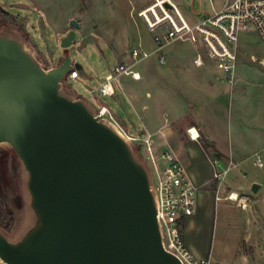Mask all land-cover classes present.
<instances>
[{"label":"water","instance_id":"water-1","mask_svg":"<svg viewBox=\"0 0 264 264\" xmlns=\"http://www.w3.org/2000/svg\"><path fill=\"white\" fill-rule=\"evenodd\" d=\"M69 26L62 49L75 39L77 21ZM74 69L68 53L43 68L0 32V145L22 184V225L14 240L0 230V261L181 264L163 248L151 175L131 143L85 100L62 93Z\"/></svg>","mask_w":264,"mask_h":264},{"label":"rangeland","instance_id":"rangeland-1","mask_svg":"<svg viewBox=\"0 0 264 264\" xmlns=\"http://www.w3.org/2000/svg\"><path fill=\"white\" fill-rule=\"evenodd\" d=\"M153 1L0 0V12L10 15L13 20L12 24L2 21L0 32L16 39L43 68L56 66L64 53H68L73 64L80 66V69L77 70L79 77L76 81L64 80L62 93L67 96L73 92L96 107L93 100L100 98L98 86L111 68L116 63L122 62L138 41L144 42L143 51L149 53L154 49L151 42V31L137 16L142 4L148 5ZM172 2L190 23L209 17L212 14L210 3L214 8L221 4V0H172ZM71 20H76L78 23V27L73 29L75 39L68 49H62L60 40L72 30L69 26ZM121 47H124L122 54H120ZM193 49L194 46L187 42L183 44L181 51L184 54L187 52L194 55ZM195 49L197 48L195 47ZM195 52V54L200 53L202 58L208 59L204 50ZM209 61L214 63L212 60ZM154 62H157L156 56L151 55L136 65L134 69L141 71ZM236 68L238 75L241 68L247 76V81L252 85V95L249 97L247 105L252 118V110L256 111L263 104L262 96L264 94V45L256 33L247 31L240 35ZM215 72L226 81V76L220 70H215ZM119 79L120 77L118 84H114L115 88L118 87L115 89V94L109 99V102L107 98H101L103 103L113 105L116 98L119 97ZM231 95L232 90L226 85L225 106L217 119L210 120L211 131L214 134L215 131L217 132L215 135L217 146L224 151H228L231 147L235 148L237 144L232 132L233 121L237 118L243 119V121L247 120L234 110L231 104ZM116 126L126 135L136 137L132 131L127 133L125 129L119 127L120 125ZM131 146L134 157L152 175V164L145 146L139 142H131ZM209 155L210 157L214 156L212 150H209ZM15 165L16 160L9 146L0 145V189L4 194L7 209L13 213V220L8 229L0 228V230L9 240L18 237L22 225V216L17 209L18 200L21 198L22 184ZM263 172L264 169L254 166L253 160L250 159L243 166L232 170L224 179V183L228 182L231 185L232 182L234 185L232 188L235 190L240 185L248 188L252 179L262 181ZM254 184L258 185V183ZM251 187H249L250 193H246L244 196L254 206V214L240 208L226 209L223 217L220 214L221 221L218 223L210 257L211 264L264 263V188L255 194L251 192ZM249 246L252 247V253L240 254V252L246 251L245 247ZM194 259L196 260L195 257Z\"/></svg>","mask_w":264,"mask_h":264},{"label":"crops","instance_id":"crops-1","mask_svg":"<svg viewBox=\"0 0 264 264\" xmlns=\"http://www.w3.org/2000/svg\"><path fill=\"white\" fill-rule=\"evenodd\" d=\"M146 6L142 4L139 9ZM151 42L153 45L152 39ZM183 44L171 42L165 45L164 64L156 58L157 62L138 71L134 67L144 59L136 63L133 69L138 73L139 80L120 76V95L112 102L113 105L103 103L101 97L93 101L96 107L106 105L116 125H120L127 133L132 131L133 135H150L153 158L157 163H162L161 155L166 151L183 166L188 180L197 188L195 214L184 221V244L197 261L211 264L220 214L223 217L226 209H239L236 203L226 200V196L231 192L244 196L250 193L249 187L254 183H258L255 194L264 188V178L262 181L252 179L248 188L240 185L237 190L232 188L234 185L231 181L232 186L228 182L224 183L232 170L243 166L250 159L254 166L264 169V94L263 104L256 111L252 110L251 118L247 105L252 95V85L241 68L239 75L236 68L234 80L229 83L215 72L218 69L209 59L201 58L202 64L196 65L195 51L198 52V49L194 47V55L184 54L181 51ZM138 46L143 50L144 42L138 41L132 49ZM123 49L121 47L120 54ZM151 55L153 50L148 57ZM122 62L130 63L129 53ZM226 85L232 90L231 104L234 110L247 119L243 121L237 118L233 121L232 132L237 144L228 151L217 146V132L214 134L210 129V120L217 119L225 106ZM69 94L82 99L73 92ZM88 105L92 110L96 108L90 103ZM189 129H195L199 137L191 139L187 132ZM203 141L209 144L207 150L203 149ZM209 150L213 151L214 156L210 157ZM258 160L261 166L257 164ZM220 170H226L225 175L220 181L214 180V172ZM262 174L264 176V172ZM247 210L254 214V206L251 205ZM245 249L247 252L244 250L240 254L253 252L250 246Z\"/></svg>","mask_w":264,"mask_h":264},{"label":"built area","instance_id":"built-area-1","mask_svg":"<svg viewBox=\"0 0 264 264\" xmlns=\"http://www.w3.org/2000/svg\"><path fill=\"white\" fill-rule=\"evenodd\" d=\"M211 5L212 14L198 22H188L178 11L172 0H154L146 7L139 9L137 16L146 24L152 33L153 55L159 63H165L163 48L171 42L190 43L198 50H204L216 68L233 82L239 49V37L242 33H256L264 45V0H221L219 7ZM149 53L139 46L129 52L130 63H116L98 86L101 98L110 99L115 94L114 84L120 76H129L133 80L140 77L133 67L141 60L148 58ZM200 53L196 55V65L202 64ZM78 71L72 70L65 80L76 81ZM99 121L114 125L120 131L106 105H99L94 110ZM192 129L188 135L193 139ZM123 134V132L120 131ZM123 136L131 142L142 143L152 164V189L155 195L157 221L165 251L174 255L181 264H205L197 261L186 249L183 240L184 221L195 214L197 205V188L188 180L183 166L169 152L161 155L162 163L153 158L150 135L138 133L136 137ZM195 140V139H194ZM257 164L261 166L258 160ZM229 165H232L229 162ZM226 170L215 171L213 179L220 181ZM217 200L219 198H216ZM226 200L236 203L242 209H250L251 204L246 196L229 193ZM0 264H3L0 261Z\"/></svg>","mask_w":264,"mask_h":264},{"label":"trees","instance_id":"trees-1","mask_svg":"<svg viewBox=\"0 0 264 264\" xmlns=\"http://www.w3.org/2000/svg\"><path fill=\"white\" fill-rule=\"evenodd\" d=\"M2 21H5L9 24L13 23V20L10 15H6V13L0 12V23H2ZM202 146L204 150H207L209 148V144L206 141L202 142ZM12 220L13 213L7 209L4 194L0 189V228L3 230L8 229V226L10 225Z\"/></svg>","mask_w":264,"mask_h":264},{"label":"bare ground","instance_id":"bare-ground-1","mask_svg":"<svg viewBox=\"0 0 264 264\" xmlns=\"http://www.w3.org/2000/svg\"><path fill=\"white\" fill-rule=\"evenodd\" d=\"M191 133H192L193 139H197L199 137V134L197 133V131L195 129H192ZM121 135H123V134L121 133Z\"/></svg>","mask_w":264,"mask_h":264}]
</instances>
